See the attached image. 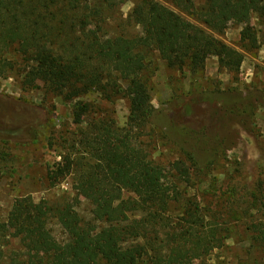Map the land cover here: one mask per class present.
Returning <instances> with one entry per match:
<instances>
[{
  "label": "trees",
  "instance_id": "1",
  "mask_svg": "<svg viewBox=\"0 0 264 264\" xmlns=\"http://www.w3.org/2000/svg\"><path fill=\"white\" fill-rule=\"evenodd\" d=\"M173 2L183 14L159 0H135L130 19L140 34L128 36L108 29L124 0H0V76L22 68L27 84L40 81L67 101L91 94L129 100L125 127L96 119L49 171L51 184L72 175L74 195L15 199L0 222L4 264H215L208 257L225 245L231 228L200 201L183 199L181 184H191L192 175L182 159L173 163L171 179L140 140L156 114L151 55L194 74L217 57L220 70L237 72L244 54L207 28L222 34L231 24L243 25L242 39L258 47L251 23L254 17L264 22V0ZM94 111L92 101H77L74 123L80 126ZM82 199L92 205L90 220L78 210ZM51 219L66 241L54 236ZM249 228L264 253V221ZM13 239L18 248L5 254Z\"/></svg>",
  "mask_w": 264,
  "mask_h": 264
},
{
  "label": "rangeland",
  "instance_id": "2",
  "mask_svg": "<svg viewBox=\"0 0 264 264\" xmlns=\"http://www.w3.org/2000/svg\"><path fill=\"white\" fill-rule=\"evenodd\" d=\"M159 1L181 12L173 0ZM134 3L124 0L113 13L108 22L111 33L140 34L130 19ZM251 24L258 37L255 48L242 39L243 25L231 24L222 34L206 27L244 54L237 72L220 70L217 57L209 58L204 70L195 74L187 68L172 69L158 52L151 55L148 72L156 114L140 140L171 179L173 163L182 159L192 175L191 184H181L183 199L200 201L231 228L225 245L208 257L215 264H264V253L249 228L264 221V22L254 17ZM20 69L0 76V222L7 221L19 197L53 201L74 195L72 175L51 184L49 171L69 152L80 131L91 128L96 119L103 116L121 128L129 116L127 98L107 101L91 94L67 101L40 81L27 84ZM82 100L92 101L95 111L78 126L73 108ZM131 195L125 192L126 197ZM91 209L85 199L78 205L86 220L91 219ZM49 227L57 240L66 241L67 234L56 219L50 220ZM12 248H18L17 240L6 245L4 253Z\"/></svg>",
  "mask_w": 264,
  "mask_h": 264
}]
</instances>
